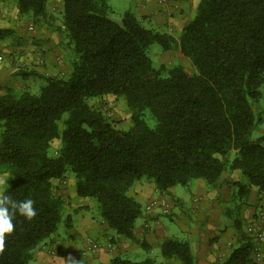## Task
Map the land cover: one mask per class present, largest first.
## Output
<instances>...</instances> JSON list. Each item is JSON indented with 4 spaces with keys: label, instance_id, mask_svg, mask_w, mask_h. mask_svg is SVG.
I'll list each match as a JSON object with an SVG mask.
<instances>
[{
    "label": "trees",
    "instance_id": "obj_1",
    "mask_svg": "<svg viewBox=\"0 0 264 264\" xmlns=\"http://www.w3.org/2000/svg\"><path fill=\"white\" fill-rule=\"evenodd\" d=\"M46 1L14 0L18 14L38 26L46 23ZM111 12L108 0H62L69 70L52 76L19 71L22 78L42 79L38 92L8 88L0 94V175L11 174L6 194L33 199L38 213L30 222L14 217L0 264H28L34 249L56 232L69 203L54 192L53 181L67 173L74 177L75 194L96 202L105 226L134 240L142 206L128 191L136 182L166 192L200 179L217 189L222 175L234 171L240 177L231 201L238 200L234 223L240 235L219 264H255L254 237L236 218L251 188L264 195V135L260 130L253 136L264 112L257 106L264 99V0H200L177 39L146 27L132 13L115 21ZM12 36V28L0 27V42ZM153 44L162 53L177 49L192 71L179 63L155 68ZM108 94L125 100L129 129L116 128L90 105L89 99ZM54 140L59 147L49 153ZM139 245L148 252L146 243ZM159 253L195 264L186 240L166 238ZM99 264L165 263L117 255Z\"/></svg>",
    "mask_w": 264,
    "mask_h": 264
},
{
    "label": "crops",
    "instance_id": "obj_2",
    "mask_svg": "<svg viewBox=\"0 0 264 264\" xmlns=\"http://www.w3.org/2000/svg\"><path fill=\"white\" fill-rule=\"evenodd\" d=\"M126 1L129 3L126 12L134 14L144 25L162 29V32L177 39L184 24L192 18L200 0H166L162 3L154 0ZM14 10L17 11L16 6ZM13 25L11 16L0 2V27ZM31 25L32 29L22 31V34L18 33L22 30L18 25L15 36L0 42V94L8 88L24 91L26 89H17L21 87V82L40 79L35 75L22 78L17 74L19 71L33 70L44 75H59L60 65L55 60L58 55L57 46H62L64 40H57L56 37L50 40L53 34L48 26L39 27L34 22ZM35 43L41 45L40 51H34L33 48L34 53H31L32 49L28 44ZM39 53L44 57L42 65L37 64ZM262 92L264 95V87ZM257 106L264 111V99L262 103L258 101ZM261 125V133L264 135V113ZM239 177L238 171L224 173L217 189H209L202 180L196 179L189 183L186 192L177 189V185L166 192H160L150 183L136 182L128 191L130 196L142 203V215L135 221L133 229L134 240L118 236L109 230L99 215L94 216L89 212L90 207L74 212V208L89 203L74 192L68 201L71 205L69 213L74 216L65 225V232H55L38 245L28 264H99L106 263L117 255L133 260L152 257L154 254L157 257L159 245L166 238L186 240L195 264H219L227 257L240 235L235 220L225 219L226 215L231 214L227 206L232 200L233 182ZM160 198H165L172 206L173 215L167 217L171 224L162 222L159 207H154L150 212L144 210L147 202ZM260 209H264V195H257V190L253 187L246 204L241 205L237 213L236 220L242 231H246ZM89 238L97 241L100 246L92 251L85 250V243ZM141 241L149 246L148 252L140 247ZM162 262L181 264L175 258L163 259Z\"/></svg>",
    "mask_w": 264,
    "mask_h": 264
},
{
    "label": "rangeland",
    "instance_id": "obj_3",
    "mask_svg": "<svg viewBox=\"0 0 264 264\" xmlns=\"http://www.w3.org/2000/svg\"><path fill=\"white\" fill-rule=\"evenodd\" d=\"M108 4L112 9V12L108 14V17L112 20L119 21L121 16L127 11L126 8H127L129 3L126 0H108ZM2 5H4V9L7 10L8 15L11 16L12 23L14 24L13 26H10L7 28H12L15 32V31H17L16 27L18 25H20L22 28L21 32H18L20 34H22L23 32H27V31L32 29L31 23H33V22H31L32 21L31 18L28 16H21L18 14V12L16 10H14V8L16 6L14 0H7L5 2H2ZM45 9H46V23L44 24V26H48L51 29V32L53 34V36L50 37L51 38L50 40H52L53 37H56L57 40H59V39L64 40V38H63L64 32L62 30V28H63V26H62V0H47L46 5H45ZM193 15H194V12H193ZM193 15H192V17H193ZM145 26L148 28H151V26H148V25H145ZM39 27H41V26H39ZM42 27H43V25H42ZM156 30L162 32V29H156ZM17 35H19V34H17ZM12 37H9V38L5 39L4 41H8ZM46 40H49V38H46ZM28 46L30 47V49H32L31 53H34L35 50L37 52L40 51L39 47L41 45L35 43V44H28ZM59 46L60 47L57 46L58 55H57L55 61L60 65V69L58 71V74L61 75V74L66 73L70 68V63H69L70 62V56L68 55L67 51L64 50V48L61 45H59ZM33 48H34V51H33ZM149 57L151 59L152 65L155 68L159 67L160 64L172 66V65L179 63L188 72L192 71V66H191L189 60L187 58L181 56L177 49H174L170 52L162 53L160 51L159 45L153 44V45H151V47L149 49ZM43 63H44V57L41 53H39L37 56V64L42 65ZM41 83H43V81H41L38 78L29 79V80L25 81V83L21 82V87H19L17 89H26L29 92L37 93ZM23 85H25V86H23ZM259 101H261V103H262L263 99H260ZM89 103L94 109L99 110L107 120L114 122L116 128L126 130V129H129L131 127V119H130L131 111L126 106L125 100L122 97H115L113 95L108 94V95H104L102 97L91 98V99H89ZM64 116H66V115H64ZM262 117H263V115H262ZM144 119L149 126L154 125V120L148 114H145ZM261 124L259 126V130L254 132V134H253L254 137L259 135L260 130L263 127ZM58 147H59V141L58 140L52 141L51 146L49 148V153H52ZM4 174H1V175H4ZM7 174L10 177V179L8 181V185H9L10 181H11V174L10 173H7ZM241 177H242V179H244V177L242 175H241ZM192 181H195V180H192ZM192 181H190L189 183H191ZM73 182H74V177L72 176L71 173H67L63 178L56 179L53 181L54 192L59 194L64 199V201H66V202L70 201L71 200L70 198H71L72 194L74 193ZM8 185H6V187ZM188 185L187 186L177 185V189H182V191H185L186 189H188ZM87 201H89L88 204L90 205L89 212L92 215L97 216L98 210H97L96 202L93 201L92 199H89ZM236 201H238V200L231 201L227 206V207L232 209L231 214L229 216L226 215V217H225V219H227L229 221H231L232 219H234L236 217V210L234 209ZM140 204L142 206V203H140ZM167 205H168V208H167L166 212H162L160 210V212H158V213H160L159 216L163 217L162 222H164L165 224H171V222L169 221V219L167 217H170L171 215H173L172 214L173 212H171L172 206L170 203H168ZM70 210H71V205L69 204V206H67L62 213L61 222H59V224L57 225L56 232L58 234H62L65 232V230H66L65 229V227H66L65 226V222H66L65 220H66V216L68 214H70L69 213ZM144 210H145V208H144ZM260 210L264 211V209H260ZM146 212H150V211H146ZM257 214L258 213L255 214V217L257 216ZM73 216H74L73 214H70V217H73ZM263 250H264V243H263ZM155 256H156V254H154L152 257L155 258L157 261L163 260V257L160 255L159 252H158L157 257H155Z\"/></svg>",
    "mask_w": 264,
    "mask_h": 264
},
{
    "label": "clouds",
    "instance_id": "obj_4",
    "mask_svg": "<svg viewBox=\"0 0 264 264\" xmlns=\"http://www.w3.org/2000/svg\"><path fill=\"white\" fill-rule=\"evenodd\" d=\"M9 179L7 173L0 175V255L6 251V238L15 231L14 217L19 214L30 222L38 215L33 199L17 201L10 194H6Z\"/></svg>",
    "mask_w": 264,
    "mask_h": 264
},
{
    "label": "built area",
    "instance_id": "obj_5",
    "mask_svg": "<svg viewBox=\"0 0 264 264\" xmlns=\"http://www.w3.org/2000/svg\"><path fill=\"white\" fill-rule=\"evenodd\" d=\"M156 2H164L166 0H154ZM168 203L165 198H160L158 200H151L145 205L146 211H151L154 207H159L162 212H166L168 208ZM257 216L252 222L246 227V232L254 237L255 241V251L253 255L254 263H260L263 258V243H264V211L260 210L257 212ZM100 244L94 239H87L85 243V250L92 251L97 249Z\"/></svg>",
    "mask_w": 264,
    "mask_h": 264
}]
</instances>
